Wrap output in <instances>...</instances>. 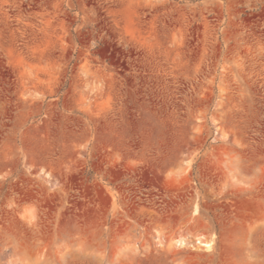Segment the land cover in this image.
Instances as JSON below:
<instances>
[{
    "label": "rangeland",
    "instance_id": "rangeland-1",
    "mask_svg": "<svg viewBox=\"0 0 264 264\" xmlns=\"http://www.w3.org/2000/svg\"><path fill=\"white\" fill-rule=\"evenodd\" d=\"M0 264H264V0H0Z\"/></svg>",
    "mask_w": 264,
    "mask_h": 264
},
{
    "label": "bare ground",
    "instance_id": "bare-ground-1",
    "mask_svg": "<svg viewBox=\"0 0 264 264\" xmlns=\"http://www.w3.org/2000/svg\"><path fill=\"white\" fill-rule=\"evenodd\" d=\"M202 243H203V242H202ZM182 244H183V242H181V245H182ZM183 245H184V244H183ZM204 245H205V247H206L207 249H211V247H212V246H211L212 244H211V243H209V242H208V243H207V242H205V244H204Z\"/></svg>",
    "mask_w": 264,
    "mask_h": 264
}]
</instances>
